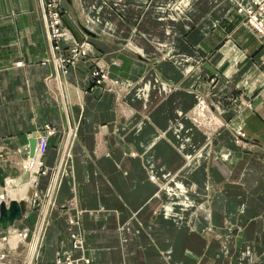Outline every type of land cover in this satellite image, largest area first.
I'll return each instance as SVG.
<instances>
[{
    "label": "crops",
    "instance_id": "crops-1",
    "mask_svg": "<svg viewBox=\"0 0 264 264\" xmlns=\"http://www.w3.org/2000/svg\"><path fill=\"white\" fill-rule=\"evenodd\" d=\"M176 1L61 0L119 82L91 91L90 66L46 62L45 0H0V160L18 172L0 201L26 200L8 232L35 229V264L79 255L69 229L90 264H264V49L234 12L259 0L160 12ZM45 124L32 172L22 156Z\"/></svg>",
    "mask_w": 264,
    "mask_h": 264
},
{
    "label": "rangeland",
    "instance_id": "rangeland-1",
    "mask_svg": "<svg viewBox=\"0 0 264 264\" xmlns=\"http://www.w3.org/2000/svg\"><path fill=\"white\" fill-rule=\"evenodd\" d=\"M60 2L61 0H45V2L43 3L44 9L46 10L47 13L46 14L48 20L47 25L49 26L50 38L49 36L48 38L49 41H51L50 43L52 47L51 48L52 54L49 53L50 55L46 62L50 61L52 65L56 68V70L63 75H66L69 69L77 68L81 64L86 65L88 67L90 66L89 68L90 70L87 76L89 90L92 91L94 89H101L103 91H112L116 86H118L119 82L116 79L110 78L109 72L107 71V67L102 65L101 62L98 60L97 55L103 53L98 52L95 49L94 44L88 38L78 37L77 34H76L77 37L74 35V31L69 27V23L65 18L66 11L63 10L62 6L60 5ZM180 2L181 0L180 1L177 0L175 3H170V4H166L165 6H160L159 7L160 12L162 11L164 12V8H166L168 5L171 6L175 5V14L177 19L178 18L177 8L180 7L179 5ZM251 9H253L258 15H261L264 20V0L254 1L248 4L238 3L235 6L234 12L235 14L239 15L240 18L242 19L243 26L256 35L259 43L262 46V49H264V34L263 35L259 34L251 24V20L248 14V11ZM162 56L163 54L161 55V58ZM164 58L167 57L165 56ZM116 62L111 61L112 66L117 65ZM16 65L21 66V63L18 62ZM36 132L38 136L37 138L38 141L36 143L35 153L37 156L36 155L34 156L30 166L32 172H37L38 170L37 168L38 165H36L34 162L39 160L38 162L39 167L42 165L41 159L47 153L49 146V139L50 137L56 134V129L50 124H45L42 127L38 128ZM39 136L47 138L46 141L47 148L45 154L41 157L39 154V147L41 144V139H39ZM30 183L31 185H34L33 182ZM26 185L24 187H21V189L20 188L17 189L14 192L10 191L9 194L18 193L23 189H25L23 192L25 194L27 189ZM35 196L39 197L40 195L38 196L37 194H35ZM21 198H23V196H21ZM1 201L9 202L10 200L8 201L1 200ZM17 201L25 202V200H17ZM28 201H31L30 203L35 202V204H33L36 207L34 211L38 210L39 212L41 210V206L43 203L42 201L44 200H28ZM47 210L48 208L46 207V210H44L43 213V215H45L44 218L48 214ZM40 216L41 215L39 214V217ZM41 226L43 227V224H41ZM14 229L15 231H13V233L10 234H8L9 230L0 232V264H27L29 261L31 246H33L30 256V264H32V260H31L32 256H35L36 254V260L38 257L37 245H39V240H38L39 234L38 236L37 235L35 236V239H32L35 229H33L30 232L25 228L15 227ZM34 260H33V264H35Z\"/></svg>",
    "mask_w": 264,
    "mask_h": 264
},
{
    "label": "water",
    "instance_id": "water-1",
    "mask_svg": "<svg viewBox=\"0 0 264 264\" xmlns=\"http://www.w3.org/2000/svg\"><path fill=\"white\" fill-rule=\"evenodd\" d=\"M68 5L72 4V0H65ZM85 30V29H84ZM86 34H89L87 30H85ZM242 142L249 143L248 141L240 138ZM36 140L31 138L29 140L28 145V153L22 156V160H26L28 158H33L35 154ZM0 157H5L4 152H0ZM10 162L2 163L0 160V188H5L6 179L8 177H15L17 175V170L15 168H10ZM27 205L24 202H17L15 200H11L9 202L1 201L0 202V230L6 231L11 228L16 222L22 220L23 214L26 211Z\"/></svg>",
    "mask_w": 264,
    "mask_h": 264
},
{
    "label": "built area",
    "instance_id": "built-area-1",
    "mask_svg": "<svg viewBox=\"0 0 264 264\" xmlns=\"http://www.w3.org/2000/svg\"><path fill=\"white\" fill-rule=\"evenodd\" d=\"M42 9H43L45 22H46V28L48 31V36L50 38L49 28H48L49 26L47 25L48 20H46V15H45L46 10L44 9V6H42ZM248 14H249L253 28L259 34L263 35L264 34V20H263L262 16L258 15L253 9L249 10ZM39 139H41V144L39 147V154L41 157L45 154V151L47 148V142H46L47 138L39 136ZM69 230H70V239L72 241L73 249H74V251H79V255L75 256L74 252L73 253H67L66 252L64 254H57L53 258V260L50 262V264H90L89 260L83 255L81 239L79 238V236L76 233H74V231H72L73 229H69ZM10 233H13V232H9L8 234H10ZM35 261H36V257H35L34 263H35Z\"/></svg>",
    "mask_w": 264,
    "mask_h": 264
},
{
    "label": "bare ground",
    "instance_id": "bare-ground-1",
    "mask_svg": "<svg viewBox=\"0 0 264 264\" xmlns=\"http://www.w3.org/2000/svg\"><path fill=\"white\" fill-rule=\"evenodd\" d=\"M42 5H43V3H41ZM45 15H46V13H45ZM44 20H45V18H44ZM46 20H47V15H46ZM49 28V27H48ZM52 50V49H51ZM201 105V104H200ZM201 110H198V116H200L201 117V112H200ZM205 114V113H204ZM195 115H197V114H195ZM204 118V117H203ZM211 127V126H210ZM211 129V128H210ZM35 155H36V153H35ZM37 156V155H36ZM38 168V167H37ZM151 179L152 180H154V178L153 177H151ZM155 182V181H154ZM177 186H179V185H181L179 182H176L175 183ZM5 187H6V185H5ZM26 188V187H25ZM4 189V188H3ZM24 190L25 189H23L22 191H20V192H18V193H12L11 194V197H14V198H17V197H21V196H24L25 194L23 193L24 192ZM178 190V189H177ZM166 191V190H165ZM13 200V199H12ZM11 201V200H10ZM15 201H17V200H15ZM1 202V201H0ZM17 202H24V201H17ZM24 203H26V200H25V202ZM45 216V215H44ZM42 228V226H40L39 227V229H41ZM32 247L33 246H31V250H30V256H31V252H32ZM82 249H83V245H82ZM30 256H29V261H28V263L27 264H30ZM36 257V254H35V256H32V258H31V260H32V264H33V260H34V258Z\"/></svg>",
    "mask_w": 264,
    "mask_h": 264
}]
</instances>
